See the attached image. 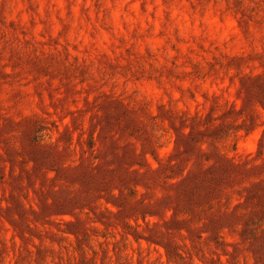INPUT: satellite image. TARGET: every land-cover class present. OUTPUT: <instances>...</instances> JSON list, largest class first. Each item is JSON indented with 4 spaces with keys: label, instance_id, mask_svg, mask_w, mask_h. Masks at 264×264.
Listing matches in <instances>:
<instances>
[{
    "label": "rangeland",
    "instance_id": "1",
    "mask_svg": "<svg viewBox=\"0 0 264 264\" xmlns=\"http://www.w3.org/2000/svg\"><path fill=\"white\" fill-rule=\"evenodd\" d=\"M0 264H264V0H0Z\"/></svg>",
    "mask_w": 264,
    "mask_h": 264
}]
</instances>
